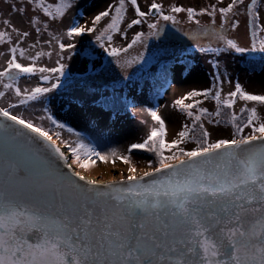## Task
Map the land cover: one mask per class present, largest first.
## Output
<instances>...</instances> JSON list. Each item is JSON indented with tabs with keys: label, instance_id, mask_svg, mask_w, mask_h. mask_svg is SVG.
<instances>
[{
	"label": "snow or ice",
	"instance_id": "6c2138e0",
	"mask_svg": "<svg viewBox=\"0 0 264 264\" xmlns=\"http://www.w3.org/2000/svg\"><path fill=\"white\" fill-rule=\"evenodd\" d=\"M128 5L134 18L127 22V29L145 23L147 17L155 15V19L148 23L147 34L136 31L127 44L112 46L114 33L127 40V29L122 30L121 24ZM72 6L73 0H21L11 4L20 25L11 19L2 20L0 45L7 44L8 48L5 64L0 66V98L11 90L16 103L0 106V145L6 146L0 151V264H264V116L247 104L239 115L234 110L237 99L264 105V94L246 91L239 81L234 90L223 94V81L217 73L209 87L193 88L173 101L172 106L186 114L191 123H183L170 142L159 108L146 109L154 124L143 142L131 143L127 151L153 153L156 166L149 160L151 170L141 175L130 166L126 176L104 185L80 172L61 170L36 147L37 138H42L67 169L73 168L49 132L12 111L30 101L43 102L46 94L60 87L62 77L67 83L75 79L78 86L87 87L96 72L95 49L91 45L78 49L72 42L85 33H97L96 43L109 57L116 58L117 65H121V55L133 46L146 48L147 39L156 38L160 43L147 63L160 65L165 77L170 70L168 60L174 63L184 53L168 43L161 24L177 23V13H186L195 25L201 24L198 16L209 18L201 38L217 46L198 44L203 53H264L258 0H231L227 6L211 4L199 9L172 5L167 13L156 0H151L146 11L138 0H113L92 18L91 26L74 21L60 35L48 32L50 38L42 43L49 47L55 44L57 59L55 66L39 64L45 55H53V51L40 47V37L58 20L62 23ZM241 16L243 20L232 18ZM103 18L109 22L97 31ZM241 27L246 46L226 34L228 28L238 32ZM4 55L0 52V57ZM74 56L84 62L78 76L66 71L69 65L65 60ZM19 58L29 62L22 63ZM144 62L143 52L125 61L128 66ZM37 74L39 81L49 86H18L21 76ZM208 99L215 101V111L201 107ZM224 109L232 110L230 117H224ZM44 112L53 125L67 127L49 108ZM205 120L209 125L225 120L231 125L230 138L212 139ZM67 131L77 137L74 144H65L80 168L90 167L92 158L129 160L116 147L101 151L85 143L73 128L67 127ZM190 141L195 146L185 147Z\"/></svg>",
	"mask_w": 264,
	"mask_h": 264
},
{
	"label": "rangeland",
	"instance_id": "374dc122",
	"mask_svg": "<svg viewBox=\"0 0 264 264\" xmlns=\"http://www.w3.org/2000/svg\"><path fill=\"white\" fill-rule=\"evenodd\" d=\"M13 2L19 4L21 0H0V29L4 27L2 24L3 19H11L17 26L20 25L18 16L11 11ZM48 2L59 3L60 0H48ZM112 2L113 0H73V6L66 11L62 23L58 20L40 37V47L45 52L53 51V55L51 57L45 55L38 63L55 66V60L57 59L55 44L53 43L49 47L42 43L44 39L50 38L48 32L60 35L74 21L91 26L92 18ZM156 2L161 3L167 13L172 5L199 9L211 4H217V7L227 6L231 0H221L220 3H217V0H156ZM245 2L250 3V0H245ZM138 3L141 9L146 11L151 0H138ZM258 11L260 12L259 23L264 24V0H258ZM176 16L177 23L161 21V24L168 34V43L177 49L184 50V53L174 63L171 59L168 60L171 74L168 83L166 82L163 88H161L164 83L162 78L165 75L160 65L153 67L152 64L147 63V60L152 57L157 45L160 43L156 38H148L146 48L137 44L128 53L122 54L120 58L121 65L115 63V58L104 69H101L106 61L107 53L96 43L95 35L97 33H85L72 42L77 45L78 49L85 45H91L95 49L94 64L96 72L88 80L87 87L78 86L75 79L71 83H67L65 78L62 77L60 87L46 94V99L42 98L43 102L30 101L27 105H18L12 109L13 113L19 114L47 130L56 143L62 144L63 149L69 156L70 164L73 165L76 171L119 179L122 171H128L130 166L134 167L136 171H142V166L148 165L149 160H152L153 165H155L153 153L142 150H133L132 153L127 151L128 145L131 143L143 142L148 130L154 124L146 109L159 108L161 116L166 121V139L170 142L175 138L183 123H191L190 119L186 118V114L179 112L172 106L173 101L193 88L209 87L217 73L220 74L223 81V94L234 90L237 81L244 86L246 91L254 94H264V53L241 54L234 51L217 54L203 53L199 50L198 44L205 47L217 46L215 42L209 44L206 39L201 38V33L208 24L209 18L198 16L197 19L201 20V24L195 25L194 21L187 19L186 13H177ZM131 18H134L133 11L131 6L128 5L126 19L121 24L122 30L127 29V22ZM232 18L244 19L243 16ZM154 19L155 15L147 17L145 23L127 29V40L118 33H114L112 46L127 44L136 31H143L147 34V25L153 22ZM108 22V18H103L97 25V31L102 29ZM220 23L221 18L218 14L217 25ZM184 33L188 35H184ZM226 34L230 38L236 37L242 46H246L248 43L243 27L238 32H232L228 28ZM65 42H68L67 38H65ZM28 43H31V40ZM23 46L27 47V44ZM7 48V44L0 45V52L5 53L4 56L0 57V66L4 65L7 59ZM141 52L145 55L144 63L131 66L125 63L126 60L133 59ZM67 55L66 52L65 56ZM19 59L20 62L25 64L29 62L25 58ZM65 63L69 65L68 70H66L68 75L78 76L84 68V62L75 56L71 60H65ZM216 64L219 65L218 68L215 66ZM4 82H8L7 78ZM38 83L42 86H49L48 82L39 81L38 74L35 76H21L18 86L22 89L25 87L31 88ZM0 90H3L2 85H0ZM101 97L107 98V108L99 102ZM120 98H124V103L127 99L129 107L126 113L117 112V115L111 117V111H115L120 107L124 109V103ZM8 103H16V98L11 90L6 93L5 97L0 98V106L6 107ZM246 104L248 107H257L258 113L264 116V105L237 99L234 110L238 115L240 109ZM201 107L215 111V101L211 99L204 100ZM44 108H49L56 119L67 127L73 128L75 132H79L85 143H92L101 151L116 147L121 156H129L128 162H125L122 158L109 157L106 161L92 158L90 167L80 168L79 165L75 164L65 144V141L68 144H74L77 140L76 135L69 133L67 127L61 129L47 120ZM193 111L195 112L196 109H193ZM231 111L224 109V117H230ZM42 116L45 118L40 119ZM204 122L205 126L212 132V139L230 138L231 125L225 120H222L220 125H209L206 120ZM248 131L250 130L246 129V132ZM57 133H59V136H57ZM184 146L191 148L195 145L190 141ZM166 154L168 153L166 152Z\"/></svg>",
	"mask_w": 264,
	"mask_h": 264
},
{
	"label": "water",
	"instance_id": "95a60500",
	"mask_svg": "<svg viewBox=\"0 0 264 264\" xmlns=\"http://www.w3.org/2000/svg\"><path fill=\"white\" fill-rule=\"evenodd\" d=\"M114 59H115V58H113V57H109V56L107 55L106 58H105L106 61L104 62V64H103V66L101 67V69H104V68L107 66V64H109V63H110L111 61H113ZM2 119H3V118L0 117V120H2ZM9 123H11V122H9ZM16 127L21 128L22 126L17 125ZM24 131H25V132H28L27 129H24ZM29 134H30L31 136H35V135H36L35 133H29ZM37 139H38L39 142H38V144L36 145V147H38V148L40 149V151H41L42 153H44L47 157H50L51 159H53V160L56 162L57 166H58L61 170L65 171V172L76 171L74 168H72L71 170L67 169L66 166H65L64 161L57 159V157H56V155L53 153L52 149L47 147V142L44 141L42 138H37ZM55 143H56V142H55ZM56 145H57L58 147H60L61 151H63V152L65 153V155H67L66 152H65V150L63 149L61 143H56ZM3 150H6V146H4V145H0V151H3ZM67 156H68V155H67ZM68 157H69V156H68ZM67 163L70 164L69 159H68ZM155 166H156V165H153V167H155ZM150 170H151V169L149 168V165H145V166H142V171H135V174H136V175H141L143 172H145V171H150ZM76 172H78V171H76ZM80 174L83 175V176H85L86 179H88V180H95V181H97V183L100 184V185L107 184L108 182H111V181H113V180H117V181H118V180L121 179V176H120V178L118 179V178H111V177H104V176L90 175V174H84V173H80ZM127 174H128V171H122V173H121V175H125V176H126ZM77 179H78V178H77ZM146 179H147V178H146ZM81 183H83V182H81Z\"/></svg>",
	"mask_w": 264,
	"mask_h": 264
},
{
	"label": "trees",
	"instance_id": "16d2710c",
	"mask_svg": "<svg viewBox=\"0 0 264 264\" xmlns=\"http://www.w3.org/2000/svg\"><path fill=\"white\" fill-rule=\"evenodd\" d=\"M170 74H171V71L169 70L168 72H167V74H166V77L164 76L162 79H163V81H164V83H163V85L161 86V88H163L164 87V85H165V83L167 82L168 83V80H169V77H170ZM120 92V91H119ZM120 100L124 103V98H120ZM106 101H107V98L106 97H101L100 98V100H99V102L103 105V106H105V108H107L106 107ZM128 107H129V101L126 99V101H125V103H124V109L122 108V107H120V108H118L117 110H115V111H111L110 112V110H109V112L111 113V117H114L115 115H117V112L118 113H126V111H127V109H128Z\"/></svg>",
	"mask_w": 264,
	"mask_h": 264
}]
</instances>
